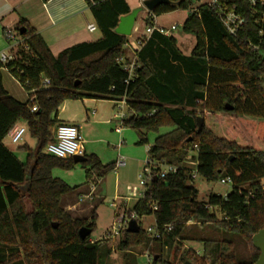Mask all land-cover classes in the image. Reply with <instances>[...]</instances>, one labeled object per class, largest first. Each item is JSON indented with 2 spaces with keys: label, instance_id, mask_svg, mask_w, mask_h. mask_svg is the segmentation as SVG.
Returning a JSON list of instances; mask_svg holds the SVG:
<instances>
[{
  "label": "trees",
  "instance_id": "obj_1",
  "mask_svg": "<svg viewBox=\"0 0 264 264\" xmlns=\"http://www.w3.org/2000/svg\"><path fill=\"white\" fill-rule=\"evenodd\" d=\"M85 1L100 39L53 56L43 39L21 21L16 33L24 30L17 33L23 43L16 58L0 63V264H107L113 253L106 246L100 257L102 244L90 240L96 228L95 207L84 218H74L61 207L62 197L78 188L53 177L52 171H69L80 165L90 187L113 172L115 163L102 164L96 155L83 151L85 163L75 164L72 158L46 152L53 141L52 131L59 125V107L65 101L81 99L114 104L124 100L131 115L121 124L136 132L138 145L148 144L149 133L170 128L155 138L148 158L156 170L175 166L177 171L153 181L128 213L136 223L152 216L157 236L147 237L139 226L137 233L124 230L117 249L126 262L134 248L159 242L151 262L169 264L163 258L164 248L174 245L178 250L183 243L192 242L202 246L201 256L187 251L195 264H255L259 253L251 238L264 228V40L258 51L246 44L247 40L257 41L247 33L254 23L248 20L241 36L233 38L212 12L199 7L182 25L183 32L195 38L190 56L179 53L173 37L153 32L135 52L136 66L130 77L124 70L129 64L128 38L114 31L119 18L131 12L126 1ZM169 1L152 15L188 10L194 0ZM145 23L146 27L155 25L151 16ZM153 43L154 53L164 61H176L179 69L183 66L185 76L160 78L157 68L143 57ZM2 69L28 94L25 103L3 88ZM43 79L49 80L48 86H43ZM33 106L35 112L30 110ZM198 117L203 121L199 133ZM17 124L25 126L36 141L33 150L26 145L20 148L26 155L24 162L3 144ZM189 155L197 163L198 177L208 182L228 181L230 193L224 197L211 194L206 202H199L192 168L186 166ZM88 193L87 189L78 193L77 201ZM188 223H192L189 228ZM80 228L91 232L84 240L79 238ZM230 235L242 241L248 250L245 256L238 255Z\"/></svg>",
  "mask_w": 264,
  "mask_h": 264
},
{
  "label": "rangeland",
  "instance_id": "obj_2",
  "mask_svg": "<svg viewBox=\"0 0 264 264\" xmlns=\"http://www.w3.org/2000/svg\"><path fill=\"white\" fill-rule=\"evenodd\" d=\"M188 14V10L178 9L170 13L152 15L151 12L143 9L139 13V22L137 21L135 31L137 28L145 31V19L149 16L152 17L153 22L156 23L157 27L164 30H169L170 26L173 24L176 27V30L171 31L170 35L176 38L178 50L183 55L190 56V53L195 46V38L192 35L184 33L182 30V25L184 24ZM142 18L144 21H141ZM94 36H98V33H95ZM131 60L132 59H130L129 62ZM5 83L8 87L17 91L15 95L21 97L17 94L18 91H20V87L15 85V83L11 82L8 78L5 79ZM74 104L76 106L75 110L85 113V108L80 102H76ZM108 106H110L109 103ZM109 109L111 111V115L107 118V124H90L87 125V127H83L82 137L88 141L84 145L86 151L85 154L96 155L102 164H116L118 157H122L124 158L125 165L115 168L113 172L96 184L93 183V186L91 185L93 187V191H91L90 187L85 184V171L82 167H80V165H76L69 171L54 169L52 171V176L64 181L70 187H77V194L79 192L86 191V189L88 192L92 193L90 199L83 198L81 201H77V196L76 201L83 209H88L87 211H89L92 206L96 208V228L90 235V240L93 242H100V244H102V246L99 247L100 257L104 254L106 246L113 251L107 261V264H152L151 255L159 249V242H151L149 245L145 244L134 248L129 255L128 262H126L123 253L117 249L124 230H122L119 235L115 237H111L109 234L112 227H117L119 223L129 222L131 219H135L133 215L130 216L128 213L136 202L142 199V194L145 190V187L139 186V182L140 180H145L143 168L148 159V146L153 144L158 135H162L170 131V128L161 129L158 134L153 132L149 133L147 135L148 144L138 145L137 135L134 130L124 128L121 136L116 132V129L120 127V120H114L113 117L116 113L122 112L125 115V119L128 118L131 114L128 112L126 106H122L118 111L117 108L113 106ZM86 111L90 113L91 111H97V108L90 106L86 108ZM119 139L122 140V144L119 148H117L120 142ZM3 144L11 152H13L21 162L25 161L26 155L20 148L26 144L32 150L36 147V141L30 138L27 132L18 144H12L8 138L3 140ZM192 185L198 191L197 200L203 203L207 201L208 196L211 194L224 197L231 191L230 184L208 182L201 177H196L193 180ZM135 189L136 192H134ZM76 192H72L74 197L76 196ZM28 208L30 209V207ZM215 214L218 219H221V215L218 211L215 210ZM154 224L155 222L152 216H145L137 221V225L144 232H146V236L151 239L153 237L148 235L147 229L154 227ZM191 224L192 223L186 224V227L189 228ZM228 239L232 240L234 245L237 247L238 255L240 254L241 256H245L247 254L248 250L239 238L234 235H230ZM188 250L196 256H201L202 254V246L199 243L186 242L183 243L182 247H179L178 250L174 245H172L171 248H164L163 258L169 264H183L184 260L189 261V264H195L190 255L187 254ZM4 252L6 253V251Z\"/></svg>",
  "mask_w": 264,
  "mask_h": 264
},
{
  "label": "crops",
  "instance_id": "obj_3",
  "mask_svg": "<svg viewBox=\"0 0 264 264\" xmlns=\"http://www.w3.org/2000/svg\"><path fill=\"white\" fill-rule=\"evenodd\" d=\"M125 1L130 10H133L141 7L145 0ZM138 16L133 26L131 35L127 37L128 42L125 48L127 50L128 60L134 58V54L137 51L136 41L144 35V31L142 29L140 30L137 28L135 31L137 21L139 22ZM21 21H24L43 39L53 56H57L62 51L74 45L94 42L101 37L98 30L89 32L87 29L89 25L96 26V24L85 0H48L47 2H44L43 0H0V56H6L9 61L16 58V52L20 46H16L14 43L7 41L5 39V31L10 30L16 33L18 24ZM141 21H144V19L142 18ZM172 26L174 25L172 24L170 28ZM170 32L166 37H173L176 41V48L178 49L177 40L174 36L170 35ZM95 33H98V36H94ZM17 36L19 40L23 42L22 38L19 35ZM152 45V48L151 46L146 49L144 48L145 51L143 57L145 61H148V63L152 65V68L153 65L157 68V71L161 73L159 75L161 79L165 80L167 76H170L171 78V76H175L179 73H181L182 76H185V69L183 66L179 69L180 64L176 61L170 60L171 58H169L168 61H164L163 59L165 58L163 56H159V54L156 55V53H154L155 43ZM179 53L182 54L180 51ZM183 56L188 57V55ZM178 70L180 72H178ZM1 73L2 85L6 92L16 101L25 103L28 99V94L6 70L2 69ZM6 77L10 79L11 82H14L15 85L20 87V91H18L17 94L21 97L15 95L17 92L15 89L6 85ZM76 102H80L81 105L84 106L85 113L75 110L76 106L74 103ZM108 103L110 106H108ZM90 106L97 108V111H91L88 113L86 108ZM111 106L115 107L114 102L107 100L81 99L75 101H65L57 111V120L59 125L76 126L79 129L80 135L83 136V127H87V125L90 124H107V118L111 115V111L109 109ZM17 125L23 126L22 124ZM124 128L125 127H123L120 123V127L116 129V132L121 136ZM83 140L85 145L88 141L86 139ZM119 141L121 142L122 140L119 139ZM84 145L83 151L85 153L86 151ZM26 146L28 145L26 144ZM149 147L150 146H148V149ZM262 183L264 185V179L262 180ZM77 192L75 197L73 196V193L63 196L61 207L74 218H84L88 216V212L90 213L94 206L90 207L89 211H87L88 209H83L76 201L78 195Z\"/></svg>",
  "mask_w": 264,
  "mask_h": 264
},
{
  "label": "built area",
  "instance_id": "obj_4",
  "mask_svg": "<svg viewBox=\"0 0 264 264\" xmlns=\"http://www.w3.org/2000/svg\"><path fill=\"white\" fill-rule=\"evenodd\" d=\"M199 7H205L210 12H212L225 32L233 38H239L241 36V32L246 28V22L248 20H251L254 23V28L247 30V33L249 32L248 35L250 37H254L255 39H257V41L256 43H253L250 40H247L245 42L254 51L260 50L264 40V0H194L193 4L188 8V11L189 13L196 14L198 13ZM87 29L89 32H94L97 30L96 26L94 25H89ZM175 29V26H172L169 30L158 28L156 25H154L153 27H146L144 35L138 38L136 41L137 50L144 44L147 39L150 38L153 32H157L160 35L167 36L170 31H174ZM5 39L9 42L14 43L16 46H20L23 43L21 40H19L17 33L10 30L5 31ZM8 61L9 59L6 56H0L1 64L4 65ZM135 66V58H132L129 64L124 65V70L129 73L130 77L132 76ZM48 85L49 80L43 79V86L46 87ZM124 105L125 101L121 100L115 103V108H117L118 111ZM30 110L31 112H35L36 107L33 106ZM113 119L120 120L121 123V121L125 119V115L122 112H119L114 115ZM25 133V126L15 125L8 131L6 138H8L10 142L15 145L23 139ZM52 133L53 141L46 146V152L48 154L62 159H69L74 156H83L84 140L79 133V129L76 126L58 125L52 131ZM121 144L122 142H119L117 148H119ZM124 165V158L118 157L115 168ZM196 165L197 163L191 160V156L189 155L186 160V166L192 168V180L198 177ZM155 170V163L148 158L143 168L145 180H140V187H145V189H147L151 186L153 181L164 179L169 174H175L177 168L175 166H160L158 170ZM220 183L229 184V182L225 180L220 181ZM261 184L264 189V185L262 182ZM92 186H90L91 191H93ZM134 192H136V189L134 190ZM91 195L92 193L89 192L88 194L81 196L79 198V201H81L83 198L90 199ZM143 196L144 192L142 194V198ZM151 209L156 210V205L151 204ZM128 223L129 222L119 223L117 227H112L110 234H108L111 237L118 236L122 230L127 229ZM170 229L171 226L168 227V230ZM147 233L153 238L156 237L157 234L155 226L148 228Z\"/></svg>",
  "mask_w": 264,
  "mask_h": 264
},
{
  "label": "water",
  "instance_id": "obj_5",
  "mask_svg": "<svg viewBox=\"0 0 264 264\" xmlns=\"http://www.w3.org/2000/svg\"><path fill=\"white\" fill-rule=\"evenodd\" d=\"M168 4H170L169 0H145L142 3L141 7L133 9L128 15L119 18L118 25L114 30L115 33L121 36L129 37L131 35L136 18L143 9H145L148 12H153L157 7ZM23 32H24L23 29L19 30V34H23ZM225 108L227 110L231 109L228 106H226ZM196 124H197V133H199L203 125L202 119L198 117L196 119ZM72 160L75 164H82L85 163L86 158L84 156H74L72 157ZM53 228H56L55 224H53ZM126 231L128 233L138 232V225L135 219H131L129 221ZM90 233H91L90 230L86 228H80V230L78 231V235L81 240L86 239L90 235ZM251 242L253 248L257 250L259 253L258 259L255 264H264V228L252 236ZM156 259L157 256H154L153 260Z\"/></svg>",
  "mask_w": 264,
  "mask_h": 264
}]
</instances>
